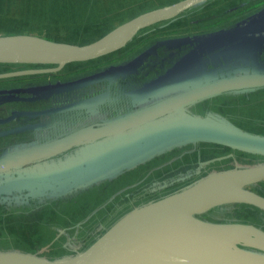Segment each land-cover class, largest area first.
<instances>
[{"label": "water", "instance_id": "obj_1", "mask_svg": "<svg viewBox=\"0 0 264 264\" xmlns=\"http://www.w3.org/2000/svg\"><path fill=\"white\" fill-rule=\"evenodd\" d=\"M207 1L178 0L144 11L83 44L33 33L1 34L0 64L50 67L4 72L0 78L54 73L70 63L97 59L125 47L140 31L167 25ZM217 35L222 44L214 50L203 44V50L210 54L209 58L221 57L225 61L205 64L194 44L199 37H206L208 46ZM253 42H257L255 47ZM181 44H189V50L173 60L156 80L126 90L124 102L132 103V109L108 115L116 108L110 103L115 95L106 92L86 98L88 111L102 105V115H83L72 126L67 123L68 115H0V124L13 120L17 122L14 124L28 123L0 130V138L20 136L18 142L1 151L0 172L36 164L30 176L33 181L78 174L86 187L136 167L166 148L179 146L175 136L185 143L204 139L234 150L264 154L263 135L243 130L226 119L218 124L217 118L208 117L221 115L218 112L194 110L213 97L264 88V61L258 53L264 45V10L242 27L165 45L173 51ZM235 46L243 53L234 55L230 49ZM152 55L153 47L147 48L126 62L67 82L33 87L26 94L31 99L53 97L58 92L100 85L110 90L111 84L126 78L133 81ZM255 55L257 59L252 61ZM241 60H247V66L240 64ZM65 125L69 127L63 129ZM54 126L56 135L52 136ZM31 134L34 136L29 139L24 137ZM164 137L172 142H146ZM262 181L264 162L211 172L136 206L74 254L45 258L38 253L7 249L0 250V264H264V229L252 223L211 221L197 216L228 203H246L264 210V196L253 189Z\"/></svg>", "mask_w": 264, "mask_h": 264}, {"label": "trees", "instance_id": "obj_2", "mask_svg": "<svg viewBox=\"0 0 264 264\" xmlns=\"http://www.w3.org/2000/svg\"><path fill=\"white\" fill-rule=\"evenodd\" d=\"M14 1L15 0H12L13 3ZM3 2L4 0H0V14L4 12L3 8H8V6L5 7V5H3ZM210 2L211 0L207 1L204 5L208 6ZM17 4L25 6L29 5L27 0H17ZM87 4L88 6L94 5L96 4V0H88ZM30 6L34 11L41 9L33 7L32 3ZM48 8L49 6L46 9H43L45 10L44 14L46 15L49 11L52 13L53 6L49 11H47ZM218 8L232 10L231 6L226 5H220ZM235 8L238 10L236 12L233 11L230 13L228 20L231 21L234 17L241 13H248V15L242 17L240 22H234L222 29H233L235 27H242L249 23L254 16L258 15L264 10V0H237ZM192 12L194 11H187L180 14V17L168 23L167 27L155 25L140 31L125 47L113 53L90 61L70 63L67 67H65V69L61 70L59 73H56L55 76L60 78L56 82H67L85 75L92 74L110 66L118 65L128 61L146 48L152 47L153 56L145 60V64H147V67L145 68L146 70L139 78L140 80L138 81V85L136 84L137 81L135 82V88L142 87L150 83L153 79L156 80L161 74L165 72L168 65L174 59L161 70L160 67L164 65L163 63L166 64V62L152 57H154V54L159 49H161L162 46L165 48V50L161 49V56L164 55V57L167 58H172V56H174V50L172 51L166 47L165 44L179 38L177 33L180 32L182 28L179 24V18L188 17ZM101 21L102 20L99 18V15L96 14L92 20L84 21L83 25H79L78 23L67 24L69 26H73V28H69V30H71V35L69 37L52 36L50 33L45 31H36L30 33L44 36L52 40L83 44L103 36L112 29L108 28L100 31L99 23ZM8 22L15 27L14 30L20 29L15 26L19 23V20L15 16H8L5 18L0 17L1 29L4 28ZM165 35L169 36L166 37ZM54 74L55 73L7 78L0 80V82H6V84L15 81L36 82L44 80L45 77L54 76ZM43 84L46 85L48 83ZM118 85L120 88H122V90L120 89V92L117 95L114 92L111 93L112 95H116L115 98L112 99L113 102L119 101L122 97H128L126 92V90H128L127 87H125L120 82ZM23 92L26 93L25 88ZM95 96L96 95H94L93 98ZM217 97H213L210 100H215ZM242 97L243 98H237L235 96L227 97L226 100L223 101L226 103L219 104L217 108L221 110L227 107L226 104H235L234 107L236 108L239 105V101H241V103L245 105L243 111L248 112V114L245 115L247 116V119L237 120V117L233 115H226V113L223 111L220 113L221 115H208V117L217 118L218 124L229 120L238 127H244V125L248 122H257L263 125L264 130V100H262L264 97V88L242 93ZM205 102L207 101H204V103ZM247 126L249 129L259 128L253 124H248ZM256 134L264 136V132H259ZM174 139H177V143H180L179 146L170 147V149L166 148L165 151L161 152L160 154H153L146 162L137 165L136 167L126 168L114 177L86 187L82 186L83 181L82 179L78 178L80 177L78 174H68L66 176L53 177L45 181H33L30 176H32L34 173V169L37 168L36 164L0 172V234L10 233L11 235H22L27 239L29 244L37 247H44L52 242L54 236L62 229L61 225L74 224V222L82 221L88 212L91 213L100 204H104L103 202L108 199L104 196V194L110 195L113 193L115 191L114 187L118 186L120 182H123L126 186H131L130 183L132 181H134L133 184H137L141 180L138 178L140 175L137 174L142 173L144 170L148 171L154 169V167L160 165H166L164 168L153 170L148 180H153L155 183L161 182L159 187L162 189L166 188V190L163 192H174L176 189L174 190L172 187L181 183H185L186 185L197 180V176H199L198 174L202 172L203 168L207 164L215 160L218 154H222L224 151L231 150L230 147L213 143L204 139H200L195 143H185V141H180L182 140L181 137L176 136ZM162 140H164V142H172L171 138L168 137H164L163 139L158 138L157 140H147L146 142H151L154 144V141ZM189 145L194 147L182 150L184 155L178 154L180 153V148L188 147ZM171 152L177 154H175L173 157H165L160 160H155ZM256 155L259 156L258 160L264 161V154L258 153ZM146 165H148V167L145 168ZM133 175L136 176L132 179ZM166 180H170L172 182L168 183ZM147 182L142 181L141 184L139 183L141 186L137 185L138 187H136V191L143 188ZM175 183L178 184L173 185ZM253 189L255 191L258 190L262 195H264V181L255 184ZM84 195L87 196L83 198ZM125 196L127 197V195ZM56 205H65L68 208L61 209ZM107 206L109 209H113L112 203H109ZM223 206L224 205L212 207L201 212L197 216L202 219H209L208 214L211 210ZM233 207L234 211L239 217L248 216L256 218L255 213L251 208L259 209L256 206L246 203H234ZM106 208H103L101 211L100 214L103 213L101 218L107 216L105 213L108 214V212H104ZM92 227H96V230L98 223L87 224L84 229L86 232H83V234H86L87 230L91 229ZM104 231H101L96 235V237H98V235L102 234ZM92 242L86 243L82 248H86Z\"/></svg>", "mask_w": 264, "mask_h": 264}, {"label": "rangeland", "instance_id": "obj_3", "mask_svg": "<svg viewBox=\"0 0 264 264\" xmlns=\"http://www.w3.org/2000/svg\"><path fill=\"white\" fill-rule=\"evenodd\" d=\"M175 1H178V0H96V4L88 6V4H87L88 0H27V3L29 5L25 6V5L17 4V0H15L14 3L12 2V0H4L3 5H5V7L8 6V8H3L4 12L2 14H0V17L5 18L8 16H15L19 20V23L15 26L20 28V29L14 30L15 27L8 22L7 25L2 29H1V25H0V35L1 34H17V32H19V33H30V32H36V31H45V32L50 33L52 36L69 37L71 35L70 34L71 30H69V28H73V26H69L67 24L78 23L79 25H81V24L83 25L84 21L92 20L96 16V14H98L99 18L102 20L99 23V27H100V31H103V30L108 29V28L109 29L114 28L118 24H120V23H122L128 19H131V18L135 17L136 15H138L144 11H147V10H150L153 8H157V7H160L163 5H167V4L173 3ZM25 3H23V4H25ZM31 3L33 4V7H37V8H41V9L35 10V11L32 10V7L30 6ZM218 3H220L222 6L223 5L231 6L232 10H227L225 8L226 12L223 11L224 14H219L221 16L219 18H216V20L219 22H222V24H220V26H217L214 29H212V31H217V30H220L222 28H226L227 26L231 25L234 22H240V19L242 17L248 15V13L247 14L241 13L238 16L234 17L231 21L228 22V17L230 15V13H232L233 11L236 12L238 10L237 8H235L237 0H211V2L208 4V6L200 5V6L196 7L193 10L194 12H192L188 16V18L193 19L194 17L204 16L206 13H209L210 9H212V10L213 9L214 10L219 9L218 7H220V6L216 7V5ZM48 6H49V8L47 11H49L52 6H53V8H52L53 10H52V13L49 11L48 14L46 15V14H44L45 10H43V9H46ZM88 9H89V13H88ZM50 13H51V15H50ZM179 19H181V18H179ZM185 19H186L185 17L181 19L180 25H182V23ZM75 26H77V25H75ZM99 27H98V29H99ZM166 27H167V25H166ZM18 30H20V31H18ZM13 32H16V33H13ZM203 35H205V34H203ZM165 36L168 37L169 35H165ZM219 36L220 35H217L216 38L209 40L212 43L208 46H206V41H208L206 39V37H199L196 40V43L194 44V46L199 52L201 51L200 54H199V52L197 54H199L201 60H203L205 64L208 63L209 65H211L212 62L215 64H220L221 62L225 61V59H221V57H220V60H216L212 57L209 58L210 54L206 53L203 50V44H204V47L208 50H214L217 47H219L222 44L221 39L218 38ZM194 38H196V36L195 37L193 36L192 39H194ZM217 39H219L220 41H216ZM181 40L182 39L178 38L172 42H169V44H178V41L180 42ZM64 42H67V41H64ZM252 45H254V47H255L257 45V42H255V43L253 42ZM161 49L165 50V48L163 46L161 47ZM161 49H159L154 54V57H152V58L159 59V60H162L165 62L164 55L161 56ZM174 49H176V48H174ZM238 49H239V47L235 46L233 49H230V50L234 55L242 54L244 50L243 49L238 50ZM258 53L260 55V59H262V61H264L262 58V55H264V45L259 49ZM261 53H262V55H261ZM233 57H231V58H233ZM255 57H256V55L251 57L252 61L257 59V57L256 58ZM228 58H229V56H228ZM246 62H247V60H241L240 64H244L245 66H247ZM246 70H243V71H246ZM141 71H142V68L138 71L139 76H142ZM246 72H248V71H246ZM126 79H128V78H126ZM126 79H124V80H126ZM100 86L104 87L106 85H100ZM98 89H99V86H97V87L93 86V87H90L89 89H86L85 93H86V95H88L92 92H95ZM232 96H235L237 98H243L242 94H229V95H225V96H220L219 98L217 97V99H215V100H208L205 103L203 102L201 104H198V106L196 108H194V110L202 112V111H206V109H207V111H213V112H218V113H222V111H223L226 113V115H233V116L237 117V120L247 119V116H245V115H247L248 112L243 111L245 105H243L241 103V101H239V105L236 108L234 107L235 104L234 105L233 104L232 105L226 104L227 107H225L221 110L217 108L219 106V104L226 103L223 101L226 100L227 97H232ZM263 98H262V100H264ZM243 102H244V100H243ZM248 124H253L259 128L249 129V128H247ZM239 128L246 130V131L253 133V134H256L259 132H264L263 125L260 123H257V122H248L244 125V127H239ZM52 131L56 132L55 126L53 127ZM32 136H34V135H32V134L30 136L25 135L24 137L26 139H29ZM19 137L20 136H15L11 139L0 138V153L4 149H6V147L13 145V143H15V142H18L16 140ZM190 147H194V146L189 145L188 147L180 148L179 149L180 153H178V154L184 155V153H182V150L188 149ZM175 154H177V153H172V152L167 153V154L163 155L162 157H160L159 159H155V160H160V159H163L165 157H173ZM258 157L259 156L256 154H252V153H248V152H244V151H239V150H234V149H231L229 151H224L222 154H218L216 156L215 160H213L211 163L207 164L203 168V170L201 172L202 174L201 173H200L201 175L198 174L199 176H197V178L199 179V178L204 177L207 174H209L211 172H215V171H222V170H226V169H230V168H234V167H243V166H247V165H254V164L264 162L262 160H258ZM146 167H148V165H146L145 168ZM164 167H166V165H160V166L154 167V169L149 170L150 173L145 176V179L148 178L152 174L153 170L164 168ZM139 172H141V171H139ZM137 175H141V173L137 174ZM145 179H144V181H145ZM166 181L168 183L172 182L170 180H166ZM133 183H134V181L130 183L131 186L127 185L126 187H122V186L119 187L120 189L122 188V190L120 192L114 193L112 196L104 194V196L108 198V201L110 200L109 203H112V205H113V209H112L113 211H111L108 214L105 213L107 215L106 217L101 218L103 213L100 214L101 211L103 210L102 208L105 207L106 205L103 206V204H100L94 211H92L90 213V215L88 214L84 220L79 221L78 223H75L76 226H74V227L67 226V227H65V229L62 228L60 231H58V234H56L54 236V240H52V242H54V243L51 242L49 245H46L44 247H41V246L37 247V246H33L32 244H29L27 239L22 235L17 236V235H11L10 233L0 234V250L9 249V250H21V251H25V252L38 253V255L45 257V258L46 257L47 258H56V257L62 256L64 254H66V255L67 254H74V253L83 249L82 245L84 243L81 244L82 241H80V240L85 239V241L88 240L89 242H92L94 239L97 238L96 237L97 234H99L101 231L106 230L110 225H112L123 214L132 210L136 206H139V205L144 204L150 200L160 198L166 194L173 192V191L163 192L166 190V188L162 189L159 187L161 185V182L155 183V182H153V180H150L144 185L143 188L132 193L131 189L134 187H137V184H133ZM141 183L142 182H140V184ZM176 184H178V183H175L173 185H176ZM183 186H185V183H181V184L176 185L172 188H174V190L175 189L178 190ZM125 195H127V197ZM86 196L87 195H84L83 198H85ZM233 205H234V203H228V204H224L223 207H217V208L211 210L208 214L209 219L211 221H230V220H237V219L238 220L244 219V220H248V221L254 220L248 216L239 217L237 215V213L234 211ZM56 206L58 208H61V209L68 208L65 205H59V206L56 205ZM104 212H106V211L104 210ZM262 214L260 213V215L263 216V218H264V212H262ZM70 221H72V220H70ZM90 223H98L99 225H98L96 230H95L96 227L95 228L92 227L91 229L87 230L86 234H83V232H86L84 230L85 226L87 224H90ZM254 223H256V221Z\"/></svg>", "mask_w": 264, "mask_h": 264}, {"label": "flooded vegetation", "instance_id": "obj_4", "mask_svg": "<svg viewBox=\"0 0 264 264\" xmlns=\"http://www.w3.org/2000/svg\"><path fill=\"white\" fill-rule=\"evenodd\" d=\"M220 5L221 4L218 3L216 5V7L220 6ZM223 11H225V9H220V8H219V10L218 9H215V10L210 9L209 13H206L204 16L194 17L193 19L185 17L186 19L183 21V23L181 25V27H182L181 31L177 33L178 37L180 39H187V38L190 39V38H193V36L195 37V36H199V35L208 34L210 32H213L212 29H214L215 27L220 26V24H222V22L217 21L216 18H219L221 16L219 14H224ZM181 19L179 20V24H181ZM229 21L230 20H228V22ZM164 26H166V25H164ZM188 45L189 44H181V46L179 48L175 49V54H174V56H172V58L165 57L166 64L163 63L164 65L160 67L161 70L164 67H166L167 64L170 63L173 59L175 60L178 57L184 55L189 50ZM136 55H138V54H136ZM261 55H262V53H261ZM262 57H264V55H262ZM68 65L69 64H67L65 67H67ZM42 67H50V65L0 64V73L22 70V69H28V68H42ZM65 67L63 69H65ZM146 67H147V64H145V61H144V64L141 67L142 68V71H141L142 74L145 72ZM63 69H61V70H63ZM60 71L54 72L55 73L54 76L45 77L44 80L36 81V82L15 81V82L7 83V84H6V82H4V83L0 82V91H4V92L0 93V115H68L67 123L71 124V126H72V124H75L77 121L81 120L83 118V115H102L101 114V112L103 113V106L102 105L100 106V108L95 106L94 110L88 111L87 106H86V98L87 97L92 98L94 95H96V96L102 95L103 96L106 92H109L110 96H111V93H113V92L117 95L120 92V89L122 90V88H120L118 85L119 83H114V84L110 85V90L107 89L106 86H104V87L99 86L98 90H96L95 92H92L88 95H86V93H85L86 89L84 87L83 88L78 87V88H74V89H71L68 91H63L60 93L58 92L56 94V96H53V97H51V96L50 97H41L40 96V97L34 98V99H31L29 95H27L26 93L23 92L24 88L26 91V90H29L30 88H33V87L44 86L45 84H43V83H48V84L49 83H55L58 79H60V78L55 76L56 73H59ZM47 74H52V73H47ZM137 74H139V72ZM34 75H39V74H34ZM34 75H25V76H16V77H26V76H34ZM136 76L133 77V79H132L133 81L128 82L129 79H127L126 81H123L120 83H122L125 87H127V89H129V87L134 88L136 86V84L138 85V81L140 80L139 78L141 77L139 75L137 77ZM16 77H9V78H16ZM3 79H7V78H0V80H3ZM135 82H136V84H135ZM124 86H121V87H124ZM124 98L125 97H122L116 103L113 102L112 99L110 100V103H112V105L114 104L113 106L116 108H115V110L109 111L108 115L109 114L110 115L119 114L120 112H123L127 109L134 108L132 103L124 102ZM14 123H17L16 120H13L7 124H0V130L7 129V128H13L14 126L18 127V126H21L24 124L25 125L28 124V123H24V122H21L18 124H14ZM68 127H69V125H65V127L63 129H67ZM54 132L55 131L51 132L52 136L56 135ZM149 173H150L149 170L148 171L144 170L141 173V175L138 177L141 179L140 182L144 181L145 176ZM135 176L133 175L132 179ZM130 178H131V176H130ZM148 179H149V177L146 178L145 181L146 182L149 181ZM139 183H137V185L141 186V185H139ZM121 186L125 187L126 185H124L123 182H120V184L118 186L114 187L115 191L113 193H111L110 195L112 196L114 193L120 192L122 190V188L120 189L119 187H121ZM131 191L135 192L136 187L132 188ZM256 192L261 194V192H259L257 190H256ZM109 201L107 199L105 202H103L104 203L103 205H106L103 208L107 207L105 209V211L108 213L113 211L112 209H109L107 206V205H109ZM251 209L254 211L255 216H256V218H254V217H251V218L254 220L256 219L255 220L256 223H254L255 222L254 220L248 221V220H243V219L242 220H240V219L239 220L238 219L237 220H230V221H239V222H245V223L251 222L252 224L264 229V226H263L264 225V218H263V216L260 215V213L262 214V212H264V210L260 209V208H259L260 210L255 209V208H251ZM88 214L90 215V213L88 212L86 214V216ZM86 216H84L83 219H85ZM208 220H210V219H208ZM78 222H74V224L61 225V226L64 229L67 226L74 227V226H76L75 223H78ZM53 240H54V238H53ZM83 240H80V241H82L81 244L84 243L82 245V247L85 246L86 243H89L88 240L87 241H85V239H83ZM52 243H54V242H52ZM249 250H252V249H249Z\"/></svg>", "mask_w": 264, "mask_h": 264}]
</instances>
